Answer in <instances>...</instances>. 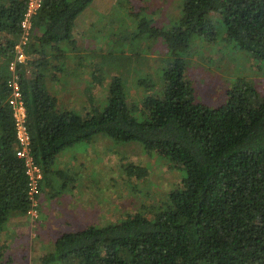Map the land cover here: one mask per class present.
Here are the masks:
<instances>
[{
    "label": "trees",
    "instance_id": "1",
    "mask_svg": "<svg viewBox=\"0 0 264 264\" xmlns=\"http://www.w3.org/2000/svg\"><path fill=\"white\" fill-rule=\"evenodd\" d=\"M92 1L42 0L24 42L28 0H0V264L11 262L1 236L9 221L33 208L26 163L17 155L12 79L26 108L31 156L43 173L39 201L45 187L55 180L60 184L58 177L76 180L79 166L61 169L64 152L104 138L109 145L136 142L185 169L156 218L136 212L106 226L62 231L39 264H264V94L243 84L211 107L197 100L187 58L194 47L216 42L221 19L231 52H246L264 64V0H184L181 16L171 19L169 28L145 20L143 31L163 39L159 45L166 48L154 56L150 78H132L131 90L141 89V96L132 97L116 76L105 106H94L85 116L61 108L48 82L67 62L86 63L83 56L70 55L77 46V18ZM19 45L23 62L17 60ZM126 170L139 179L150 172L134 162Z\"/></svg>",
    "mask_w": 264,
    "mask_h": 264
},
{
    "label": "rangeland",
    "instance_id": "2",
    "mask_svg": "<svg viewBox=\"0 0 264 264\" xmlns=\"http://www.w3.org/2000/svg\"><path fill=\"white\" fill-rule=\"evenodd\" d=\"M183 4L184 0H93L77 18L74 29L77 46L70 55L83 56L86 63L67 62L65 71H58V78L48 82V89L58 97L60 107L87 116L94 106H105L114 77H121L129 91L135 75L150 78L148 70L154 56H162L166 47L162 49L159 45L165 44L163 39H154L147 30L143 31L142 23L149 20L169 28L170 20L181 16ZM217 29L216 42L194 47L192 57H187L188 75L196 82L197 100L217 107L228 99V92L235 86L248 83L264 94V64L258 65L246 52H231L228 47L232 46L222 39L226 27L221 19ZM142 67L146 68L137 72ZM159 75L160 71L154 73L157 82ZM71 83L78 86L80 93L69 92ZM84 88L92 94L88 96ZM131 92L132 97L142 94L134 88ZM93 146L89 159L79 169L75 168L77 174L83 169V176L78 175L75 181L58 177L60 184L55 180L53 187H45L39 195L41 201L37 199L31 213L9 221L1 236L8 247L6 257L11 259L10 264H39L62 231L106 226L136 212L156 218L169 201L171 191L185 176L183 167L174 166L169 158L149 154L136 142L109 145L104 138ZM67 159L73 160L70 156ZM133 162L148 167V177L128 175L126 167ZM73 163L78 166L75 160ZM92 175L96 176L94 180L90 178Z\"/></svg>",
    "mask_w": 264,
    "mask_h": 264
},
{
    "label": "built area",
    "instance_id": "3",
    "mask_svg": "<svg viewBox=\"0 0 264 264\" xmlns=\"http://www.w3.org/2000/svg\"><path fill=\"white\" fill-rule=\"evenodd\" d=\"M41 3L42 0H28L27 11L22 22V26L25 29L23 34L24 42L29 40L31 17L34 13H36L38 8L41 6ZM25 59L26 55L23 52L22 47L19 45L17 60L23 62L25 61ZM10 67L12 70H14L16 67L15 63L12 62ZM10 86L12 88V97L10 99V103L14 109L17 127V155L23 158L26 163V173L29 177L30 195L33 200V208L29 211V213H31L37 205L36 195H38V193L40 192V181L43 178V173L41 167L37 163H35L31 156V139L26 124L27 113L17 80L12 79L10 81Z\"/></svg>",
    "mask_w": 264,
    "mask_h": 264
},
{
    "label": "crops",
    "instance_id": "4",
    "mask_svg": "<svg viewBox=\"0 0 264 264\" xmlns=\"http://www.w3.org/2000/svg\"><path fill=\"white\" fill-rule=\"evenodd\" d=\"M77 88H78V86L76 84L71 83L70 86H69V92H73L74 90L77 91ZM134 89L136 91L139 90L142 93V90L141 89H136V88H134ZM141 93H138V95L141 94ZM87 144H89V143H87ZM87 144L84 145L83 149H76L77 147H75V150L76 151H73V149H68L66 152L63 153L62 157L64 158V160H63V163L61 164V166L63 165V169H66L67 167H69L74 162V160L76 161V163L79 166V168H80V166H83L82 163L86 162L89 159V155L91 153L90 151H93L94 150V148H93L94 146H91L90 148H88L89 145H87ZM82 151H85L86 154L82 155ZM70 152H72V153H70ZM68 156H70L71 159H73V160L69 161L67 159ZM88 173H86V174H88ZM90 174H92V173H90ZM77 175L83 176V169ZM87 176H89V175H87ZM90 178L92 180H94L96 178V176L95 175H92V176H90ZM84 180L86 181V179H84Z\"/></svg>",
    "mask_w": 264,
    "mask_h": 264
}]
</instances>
